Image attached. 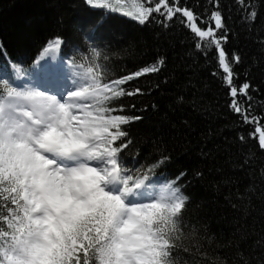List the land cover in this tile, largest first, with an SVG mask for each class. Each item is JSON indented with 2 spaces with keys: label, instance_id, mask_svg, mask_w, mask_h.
Listing matches in <instances>:
<instances>
[{
  "label": "snow or ice",
  "instance_id": "1",
  "mask_svg": "<svg viewBox=\"0 0 264 264\" xmlns=\"http://www.w3.org/2000/svg\"><path fill=\"white\" fill-rule=\"evenodd\" d=\"M235 2L241 21L254 22L255 0ZM85 3L96 15L75 26L70 46L54 36L34 57L0 65V264H230L217 252L224 247L236 249L231 264H252L239 242L213 246L207 225L186 215L188 171L171 179L157 173L172 162L166 147L153 145L144 162L127 161L135 143L130 125L143 116L128 114L135 106L122 101L144 94L127 86L161 72L166 58L125 71L103 34L117 17L164 31L179 22L196 53L213 62L228 110L241 128H254L264 153V114H255L251 95L259 89L239 70L240 54L226 47L235 33L220 0L202 11L181 0ZM254 161L246 154L238 166ZM259 175L264 181V167Z\"/></svg>",
  "mask_w": 264,
  "mask_h": 264
},
{
  "label": "trees",
  "instance_id": "2",
  "mask_svg": "<svg viewBox=\"0 0 264 264\" xmlns=\"http://www.w3.org/2000/svg\"><path fill=\"white\" fill-rule=\"evenodd\" d=\"M181 2L195 6L197 11L210 7L208 0ZM255 4V21L245 23L240 19L235 0H220L225 23L235 33L226 47L240 54L239 70L248 72V78L259 89L251 95L255 114L261 115L264 114V0H255ZM96 12L85 0H0L3 45L0 65L7 58L19 62L34 57L54 36H61L70 46L75 26L86 24ZM173 23L174 27L164 31L155 23L140 26L129 18L117 17L114 25L103 33L111 51L118 53L112 58L113 63H119L125 71H135L157 55L166 58L161 72L140 77L127 86L140 87L144 93L122 101L126 106H135V111L129 109L128 114L143 116L130 125L135 143L129 149L127 161L144 162L143 158L153 152V145L166 147L172 162L157 173L171 179L179 170L188 171L184 183L191 203L186 215L207 225L214 238L213 246L237 241L252 258V264H264V248L260 246L264 243V181L259 175L264 167V153L257 149L258 133L251 136L253 127L241 128L237 116L226 106L220 81L210 74L213 62L199 56L191 46L190 34L179 22ZM240 132L246 137L243 144L237 139ZM250 153L255 154L252 167L241 170L238 161ZM197 171L203 175L197 177ZM240 194L245 198L240 199ZM217 252L228 257L231 264L236 249L224 247Z\"/></svg>",
  "mask_w": 264,
  "mask_h": 264
}]
</instances>
